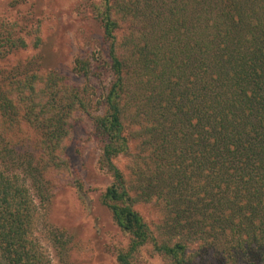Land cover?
I'll return each mask as SVG.
<instances>
[{
	"label": "trees",
	"instance_id": "obj_1",
	"mask_svg": "<svg viewBox=\"0 0 264 264\" xmlns=\"http://www.w3.org/2000/svg\"><path fill=\"white\" fill-rule=\"evenodd\" d=\"M95 10L110 73L99 95L87 80L104 67L91 59L74 60L86 80L76 87L30 61L3 65L28 43L0 35V264H51L34 236L38 207L67 170L63 143L80 112L111 177L101 202L128 238L116 264H134L144 246L162 264H264V0ZM120 155L133 158L127 173ZM138 203L157 212L152 226ZM196 242L215 253H194Z\"/></svg>",
	"mask_w": 264,
	"mask_h": 264
},
{
	"label": "rangeland",
	"instance_id": "obj_2",
	"mask_svg": "<svg viewBox=\"0 0 264 264\" xmlns=\"http://www.w3.org/2000/svg\"><path fill=\"white\" fill-rule=\"evenodd\" d=\"M100 2L0 0V35L7 32L28 43L25 50L10 54L3 65L30 61L35 69L56 71L69 84L82 87L86 80L73 72V62L76 58H89L98 68L104 67L100 77L87 80L99 95L110 81L105 58H102L105 46L95 10ZM36 32L40 40L33 46ZM75 118L71 135L63 143L67 170L50 178L51 197L45 206L38 207L34 236L51 264H116V255L126 248L128 238L101 202L111 177L98 166L100 144L93 136L89 114L80 112ZM132 162L130 155H120L115 160L125 173ZM134 209L151 226L157 219L152 205L138 203ZM60 233L62 246L60 242L55 243ZM203 244L196 242L192 246L194 253L205 251L198 247ZM205 252L215 253L212 249ZM214 261L211 256L206 264H215ZM134 264H162V259L152 253L149 246H144L136 254Z\"/></svg>",
	"mask_w": 264,
	"mask_h": 264
}]
</instances>
